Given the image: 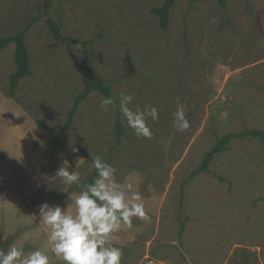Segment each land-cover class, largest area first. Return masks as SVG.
<instances>
[{"label":"rangeland","instance_id":"rangeland-1","mask_svg":"<svg viewBox=\"0 0 264 264\" xmlns=\"http://www.w3.org/2000/svg\"><path fill=\"white\" fill-rule=\"evenodd\" d=\"M45 0H0V39L21 32ZM52 16L66 37L93 41V77L112 84L114 107L92 92L56 157L45 148L84 89L82 46L61 44L46 24L26 36L31 75L14 94L15 45L0 52V243L26 252L44 247L38 220L43 203L66 207L80 191L55 178L67 160L83 182L101 156L133 182L149 219H134L118 234L122 264H264V147L255 138L234 140L207 172L191 178L217 141L264 130V0H176L167 30L150 13L165 0H52ZM121 90L130 107L158 109L151 138L137 137L119 111ZM178 105L189 128L174 126ZM118 115L125 134L116 143ZM72 168V169H71ZM217 177L223 178L220 181ZM76 188V189H75ZM182 226H184L182 228ZM183 229V230H182ZM49 255L52 254L49 251ZM52 264H61L52 256Z\"/></svg>","mask_w":264,"mask_h":264},{"label":"clouds","instance_id":"clouds-1","mask_svg":"<svg viewBox=\"0 0 264 264\" xmlns=\"http://www.w3.org/2000/svg\"><path fill=\"white\" fill-rule=\"evenodd\" d=\"M134 99L132 94L121 90L119 111L137 137L151 138L148 119L158 120V109L130 107ZM100 106L107 111L115 102L105 97ZM174 116L178 131L189 128L182 105H178ZM69 166L65 160L55 178H60L65 185H75L80 191L70 196L66 207L45 202L38 209L39 223L47 229L44 247L48 251L26 252L14 242L7 251L0 250V264H52V256L61 264H122L123 250L114 242L119 233L133 229L134 219H149L144 197L133 182L121 183L117 168L101 156L91 159L90 167L96 171L91 183L82 181L77 166L72 170Z\"/></svg>","mask_w":264,"mask_h":264},{"label":"trees","instance_id":"trees-1","mask_svg":"<svg viewBox=\"0 0 264 264\" xmlns=\"http://www.w3.org/2000/svg\"><path fill=\"white\" fill-rule=\"evenodd\" d=\"M176 0H165L164 4L160 7H155L150 10L152 15H155L159 19V26L163 30H167L170 23V15L172 8L175 5ZM201 0H190L192 4L200 2ZM222 8H225L227 0H217ZM52 0H45L44 2V9L40 11V13L35 16L30 23H28L25 28L9 37H3L0 39V52L3 51L7 46L14 44L15 45V71L10 77V90L11 93L14 94L19 87L20 81L25 77L31 75L30 69V54L26 43V36L30 29L38 22L39 20L46 18V24L48 29L53 34V37L60 42L61 44L71 43L73 45H80L82 46L83 52V60L79 67L80 74L83 77L84 82V89L81 93H79L74 101L72 108L69 110L67 115V120L64 126L58 130L54 127L46 125L42 122L38 123V126L43 130L49 133V141L45 143L46 150L49 151L51 157H56L58 150L61 145L62 137L68 132V130L74 124V118L77 114V111L81 105V103L88 98V96L92 92H98L104 97H112V84L106 83L100 77H93V72L89 67L90 62V51L88 46L93 41H81L71 37H66L63 33L62 27L60 26L59 22L52 16L51 7H52ZM124 123L121 120V115H118L117 122H116V143L120 144L122 136L125 134L124 130ZM244 138H255L260 140L263 143L264 147V130H251V131H243L235 134H229L220 138L216 145L213 147L211 151H209L199 167L198 170L194 171L191 175V178L199 175L202 172H207L210 168V165L215 158L216 155L224 152L228 147L229 144L234 140H240ZM96 178V171L92 174L91 178L86 180V183H91ZM220 181H223V178L217 177ZM76 189V188H75ZM184 226H182L183 228ZM183 230V229H182ZM7 246L6 243H0V250H4Z\"/></svg>","mask_w":264,"mask_h":264}]
</instances>
